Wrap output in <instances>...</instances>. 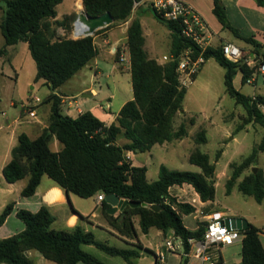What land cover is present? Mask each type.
<instances>
[{
	"label": "trees",
	"instance_id": "1",
	"mask_svg": "<svg viewBox=\"0 0 264 264\" xmlns=\"http://www.w3.org/2000/svg\"><path fill=\"white\" fill-rule=\"evenodd\" d=\"M144 0H83L88 16L99 17L109 12L114 23L95 33H101L129 20L135 3ZM264 7V0H254ZM63 0H8L1 31L5 39V48L18 43L28 44L31 57L36 63V81H44L51 94L45 103L51 105L49 127L35 140L26 134L18 137V145L12 150L11 161L4 167L3 175L8 183L27 179L22 195H34L43 176H48L67 194H75L88 199L103 194V214L108 225L120 236L135 239L137 231L135 220L144 234L156 228L163 233L173 231L186 242L200 238L203 229H187L183 216L195 211L189 204L178 203L170 196L173 186L190 185L202 202H214L216 198V166L210 156L199 149L189 157L191 164L201 169L200 173L172 171L162 165L159 178L154 182L147 179L146 167H134L126 159L129 152H147L155 145H163L182 140L188 135V128L182 123L174 128L177 114L183 109L187 88L179 81L178 57L187 50L195 59L202 50L182 35L178 22L168 21L151 5L154 16L171 33V55L176 60L160 64L150 58L145 49V38L139 21H133L127 33V48L130 54L131 77L134 97L120 110L116 123L106 126L91 112H84L73 118L62 111L61 99L54 92L69 81L76 73L88 65L97 55L94 36L71 39L76 15L56 20L57 7ZM214 15L223 28L231 31L235 37L253 47L252 51L264 62V50L254 38H244L234 28L227 16L222 0H213ZM65 35L59 34V29ZM206 60L214 59L226 70L225 87L227 94L237 104L243 105L247 117L237 131L250 123H258L264 128V114L260 106L264 105V96L250 98L237 91L234 79L240 71L243 83L255 75V69L245 63H232L222 52V47L208 48L204 53ZM119 58V57H118ZM193 122V121H192ZM54 137L61 144V150L51 149ZM123 137L127 143L120 145ZM198 144L207 143L206 131H201L196 139ZM264 153V136L247 158L240 164H231L232 178L227 183V193L232 192L242 173L257 165L259 153ZM239 191L253 197L258 203L264 200V174L261 169L251 172L238 185ZM116 195L122 200L139 202L140 206H127L112 214L111 205L106 196ZM166 200L169 203H166ZM146 204L147 206H143ZM162 209L154 211L151 206ZM14 210L9 204L0 215V227ZM17 217L25 223V230L11 238L0 240V263L33 264L26 257L29 250H38L44 257L56 264H106L82 249L83 245H94L108 255L121 257L132 264V257H139L138 250H125L111 247L96 239L91 232H85L80 226L73 230L57 231L52 228L55 217L47 207L37 213L21 209ZM260 229L248 224L242 230V264H264V247L260 239ZM188 259L186 260V264Z\"/></svg>",
	"mask_w": 264,
	"mask_h": 264
},
{
	"label": "crops",
	"instance_id": "2",
	"mask_svg": "<svg viewBox=\"0 0 264 264\" xmlns=\"http://www.w3.org/2000/svg\"><path fill=\"white\" fill-rule=\"evenodd\" d=\"M181 1L190 5L206 21L209 28L214 33V40H213L214 47L221 46L222 44L226 42H231L237 46H240V48L244 50L253 49L251 45L235 37L231 31L223 28L222 24L219 22L217 17L214 15L213 0H181ZM75 2L76 0H71L69 11L63 14L62 16L59 15L58 10H57L58 15L56 18V20H62L65 16H70L72 14L76 15V20L73 24L72 30L68 34V37L74 40L79 39L74 36L73 32H74V27H75L78 16L82 14L84 11L83 0H78V3H75ZM150 2L151 0H144L140 2L139 6L137 8H134L132 15L127 22L120 24L118 26H115L113 28H110L108 30L102 31L101 33H98L97 35H93L95 45L97 48L96 57L88 65H86L83 69H81L78 73H76L69 81H67L57 91L54 92L61 99L62 111L65 115L76 118L80 114L88 111V112H91L94 116H96L100 121H102L108 127L116 123L120 110L128 101L121 104L118 111L115 113L112 112V104H113V100L115 96L114 93L109 94L108 97H106L107 99L105 100V106H104V103H100V104L97 103L96 102L97 99H99L102 96V92H103V89H102L103 87L101 86V83L99 82V78L100 76H104L103 70L104 69L107 70V67L106 66L104 67L105 63H108V68L111 66L110 71L113 74H115L116 72L123 74L129 71L131 75L130 54L127 48V33H128L130 24L135 20L139 21L142 26L143 35L145 38V49L148 55L150 56V52L153 53V51L148 50V48L146 47L148 31L150 32V34H155L150 29L149 23H148L151 18L154 19L155 17L153 11L150 8ZM222 3L224 4L226 8V12H227V16H228V20L230 24L234 28L239 30V33L242 37L254 38L259 44H261L264 50V7L259 6L254 0H222ZM79 4L82 6V9L78 8ZM65 33L66 32L64 29L62 28L59 29L60 35L64 36ZM223 33L228 34V36L222 37ZM120 48L124 50L122 52L123 55L121 56L120 54L119 58H115L114 57L115 52ZM151 50H154V49H151ZM170 54L171 52L169 53V55ZM165 55L166 54L162 56H165ZM123 56L125 57V59L122 62L121 59ZM150 58L156 59L160 64H163V61L162 59H160V57L153 58L150 56ZM210 60H214V59H210ZM84 69H85V72H84ZM203 72H204V67L202 68L200 73L194 78V80ZM75 77L90 78L91 83L89 85L86 84L82 86L81 90L78 93H74V90H72L67 85H69L72 79H74ZM258 78L259 77L254 78V81L252 83L247 82L244 84L243 74L239 71L234 79V87L236 88L237 91L244 94L243 88L245 87V85L257 84ZM131 85H132V77H131ZM188 87L189 85L185 88H188ZM132 93H133V87H132ZM50 94L51 93H49L47 97ZM244 95L250 98H255L257 96H263L258 92H255L252 96H249L246 94ZM133 97H134V93H133ZM133 97L130 100H132ZM31 100L32 101H30V105L28 106H30L32 109L35 110L37 114V117L35 119H29L28 117H24L25 115H23L21 119L16 117L12 121L7 120L5 123L0 125V131L3 129L13 128L10 134V138H9L10 147L7 149L3 163L0 167V215L2 214V212L5 210V208L9 204H14V210L8 216L4 224L0 227V240L11 238L15 235L22 233L25 230L26 228L25 223L22 222L17 217V212L19 210L24 209L32 213H37L42 207H47L49 211L52 213V215L55 217V222L52 225V228L54 230H57V231L73 230L77 228L78 226H80L85 232L93 233L98 241L103 242L111 247H115L118 249H125V250H138L140 253V256L132 257L131 258L132 264H145L147 261H149V264H155L156 255L162 249V246H163V243L166 237H168L169 235L173 233L172 230L165 234L161 230L157 229L158 237L160 238V235H162L164 238L163 243L162 244L156 243L154 248L150 246H146L141 242L138 236V232L139 230H141L139 226V219L135 220V227L137 231V237L135 239H128V238L120 236L114 229H112L108 225L104 217V214H103V203H102L103 201L102 202L97 201L98 195L88 198L89 200L93 201V207L89 208V207H86L83 204V202H81L77 198H74L73 195L75 194H72V193L67 194L63 189L57 186L53 182L52 179H50L46 175L43 176L42 181L39 187L37 188L36 192L34 193V195L29 196V197H25L22 195V191L27 185V181H28L27 179H23L16 183H8L5 180L4 175H3V169L11 161L12 150L18 145V137L21 134H26L30 139L35 140L43 133L44 130H46L49 127L51 105L45 103L44 100H41L40 98H37V97L31 98ZM11 105L16 106L14 103H11ZM237 105H240V104H237ZM107 106H109V109H107ZM99 109H102V110L105 109V111H109L111 118L108 119V121H105L102 118V116L98 115V113L96 112V110H99ZM260 110L264 114V105L260 106ZM106 113L107 112H104L103 115H107ZM245 113L246 114L244 116L242 115L241 118L247 117L246 109H245ZM233 116L234 115L232 116L230 115L227 117L230 119L232 118L234 120L235 117ZM249 125L250 124L246 125V127L241 131H244V130L248 131L250 129L249 127H251ZM21 126H22L21 128L22 132L18 133L17 127H21ZM241 131L238 132L237 129L233 131V129L230 126L227 129H225L224 134L227 138L230 136V139L233 140L234 142L240 143V140H238V137L235 136L234 134L240 133ZM207 142H208V138H207ZM118 143L120 145H124L127 143V141L124 140L123 137H121ZM167 144L168 143H164L161 146L166 148ZM170 144H172V142ZM155 146H158V145H155ZM226 147L229 148L228 145ZM51 149L55 152H59L61 150V144L58 142V140L55 137L51 143ZM151 150L147 152H129L130 159L128 160V162H130L132 166L134 167H146L147 175H148L149 170L147 166V159L146 158L142 159V158L144 157V155L150 154ZM221 151H222L221 157H223L227 151L225 149L224 150L222 149ZM221 157L215 162L211 161L216 166V171H215L216 191H217V188L221 185H224L227 188V183L232 178L231 164H234V163L240 164L245 158H247L245 157L244 159H242L241 162H234L230 159V160H227L224 165L219 166L220 164L219 160H221ZM257 166L258 165L253 166L250 169L242 173V175L237 179V182L235 186L233 187L232 192L235 188H237L239 191V188H238L239 183L242 182L244 178L253 171L254 168H257ZM263 174H264V171H263ZM169 194L171 197L175 198L178 203L189 204L195 208V211L189 215H194V218L197 221V226L194 229H190L189 227L185 225L187 229L189 230L197 231L198 228L206 222L207 217L212 212L219 211V210H215L212 208H208L207 206H209L213 202H206V203L202 202L199 195L196 193L194 188L190 185L184 184L181 186H173L169 189ZM248 197H251V196H248ZM191 198H196L198 200L199 205L196 206L190 203L189 200ZM258 205H259V211H261L262 214H264V200L262 201V203H258ZM109 212L112 214H115L117 212H120V210H114L113 206L111 205V209L109 210ZM198 213L201 215V217L198 216ZM224 213H226L230 217L233 216V215L231 216L230 213L229 214L227 212H224ZM239 218L246 220L248 224H252L258 229H260L261 231L260 239L264 247V241H263L264 221L259 223L256 217H250L249 215L241 214V213L239 214ZM152 229H156V228H152ZM152 229H150L149 233L146 235H150V232ZM98 231L105 233V235L102 237H98L97 235ZM110 238H113L114 240H117L123 244H126V246L111 245ZM239 243L242 244V242H239ZM242 248L243 246H241L240 248L241 252L238 251L236 254L235 253L232 254V257H236L237 259L236 264H242ZM82 249L85 252L94 255L95 257H97L98 259H100L102 262L106 264H129L123 258L108 255L105 252L98 249L94 245H83ZM93 249H97L100 252H95L96 250H93ZM149 255L151 256V258L148 257ZM222 256H223L222 264H227L229 262L228 260L230 259H226V256L224 253H222ZM26 257L33 264H56L55 262H52L46 259L41 252L35 249L27 251ZM172 257L179 259V263L177 264H182L184 257H181L179 255L178 256L172 255ZM119 258L122 260H119ZM0 264H3V263H0ZM78 264H86V263L79 262ZM187 264H190L189 261Z\"/></svg>",
	"mask_w": 264,
	"mask_h": 264
},
{
	"label": "rangeland",
	"instance_id": "3",
	"mask_svg": "<svg viewBox=\"0 0 264 264\" xmlns=\"http://www.w3.org/2000/svg\"><path fill=\"white\" fill-rule=\"evenodd\" d=\"M7 1L0 0V125L7 120L12 121L16 117L21 119L24 115V107L30 105L31 98L37 97L45 101L47 95L51 93L50 88L44 81L35 80L37 74L36 63L31 57L26 43H18L7 47V51L2 53V50L5 48V39L1 31V24L7 10ZM75 3H78V0ZM70 4L71 0H64L57 7L60 16L69 11ZM79 9H82V6ZM148 23L150 29L155 34H150L148 31L146 47L148 50L153 51V53L150 52L151 57H160L162 59V55H169L171 52V33L156 17L154 19L151 18ZM226 36L228 34H222V37ZM123 51L122 48L118 49L114 57L118 58L120 54L122 56ZM124 59L125 57L123 56L122 62ZM105 66L107 70L103 68L104 76H100L99 78L103 92L96 102L99 104L104 103L105 106L106 97L114 93L112 112L115 113L121 104L133 97L131 75L129 71L123 74L118 72L113 74L110 71L111 66L108 68V63H105ZM225 72V69L215 60H209L204 65V72L192 84H189L183 109L177 114L174 121L175 129H178L182 123H185L188 128V135L182 140L174 141L172 144L168 143L166 148L161 145L155 146L150 154L144 155L142 159H147L149 170L147 178L149 182L158 180L162 165L172 171L200 173L201 169L189 161L191 153L196 149L208 154L212 162L218 160L222 154L221 150L225 149L227 151L226 154L219 160V166H221L230 159L234 162H241L242 159L251 155L253 148L260 143L264 135V128L258 123H250L249 126L251 127H249L248 131L244 130L234 134L238 137L240 143L234 142L230 139V136L227 138L224 134L225 129L230 126L235 131L243 122L244 118H241L242 115L246 114L244 107L237 105L236 101L227 94ZM258 77L257 84L245 85L243 88L244 94L252 96L255 92H258L264 96V77ZM90 83V78L75 77L67 86L74 90V93H78L82 86L89 85ZM11 103H14L16 106L11 105ZM96 112L105 121L111 118L110 112L105 111V109H99ZM104 112H107V115H103ZM230 115H234V120L227 117ZM21 128L22 126L17 127L18 133L22 132ZM12 130L13 128L0 131V167L5 153L10 147L9 138ZM203 130L206 131L208 142L198 144L196 142L197 136ZM227 145L229 148L226 147ZM257 165V168L264 171V153L262 152L259 153ZM73 196L83 202L86 207H93L92 200ZM189 201L196 206L199 205L196 198H191ZM207 207L230 213L231 216L233 215V218H239V214L241 213L250 217H256L259 223L264 221V214L259 211L258 202L253 197L245 196L237 188L231 194H228L226 186H219L216 191L215 201ZM198 216L201 217L199 213ZM183 221L190 229H194L197 226L194 215H184ZM97 235L98 237H102L105 233L98 231ZM138 236L144 245L153 248L156 243L162 244L164 241L162 235H160V238L158 237L157 229H152L150 235H146L139 230ZM110 243L111 245L126 246V244L113 238H110ZM241 246L242 244L238 243L224 249L223 253L226 259H230L227 264L237 263L236 257H232V254H236L238 251L241 252ZM93 250L100 252L97 249ZM148 257L151 258L150 255ZM119 260L122 259L119 258ZM177 263H179V259L172 257V255L168 256V264ZM189 263L196 264L193 261ZM145 264H149V261Z\"/></svg>",
	"mask_w": 264,
	"mask_h": 264
},
{
	"label": "built area",
	"instance_id": "4",
	"mask_svg": "<svg viewBox=\"0 0 264 264\" xmlns=\"http://www.w3.org/2000/svg\"><path fill=\"white\" fill-rule=\"evenodd\" d=\"M150 5L166 20L178 22L182 29V35L193 41L202 50L200 56L195 59L191 56L190 50H187L177 59L180 85L187 87L206 64L207 60L203 53L208 48L214 47V33L203 17L181 0H151ZM138 6L139 3H135L134 8ZM78 24L79 22L75 24L74 36L76 38L85 37L84 27L79 29ZM221 47L223 55L228 61L236 64L245 63L249 68L255 69V75L253 79L248 81L249 83H252L254 78L258 76L264 77V62L252 50H244L231 42H226ZM174 60L176 58L171 54L162 58L163 64ZM24 115L29 119L37 117L35 110L30 106L24 107ZM126 159H130V153L126 154ZM104 199L103 194L97 196L98 202H102ZM166 203L169 201L166 200ZM231 218L222 211L212 212L207 217L206 222L198 228V230L203 229L202 236L188 239V251L186 242L173 232L166 237L162 249L156 255L155 264H168V256L170 255L186 257V260L196 264H222L223 250L242 242L244 239L242 230L235 228Z\"/></svg>",
	"mask_w": 264,
	"mask_h": 264
},
{
	"label": "water",
	"instance_id": "5",
	"mask_svg": "<svg viewBox=\"0 0 264 264\" xmlns=\"http://www.w3.org/2000/svg\"><path fill=\"white\" fill-rule=\"evenodd\" d=\"M77 23L80 22L81 24L84 25V34L86 36H93L95 35L96 32H98L101 29H104L114 23V19L112 15L107 12L99 17H90L87 15L85 9L82 14H80L77 18ZM258 168H254L253 172H257ZM106 201L113 206L114 210H120L122 211L125 207L132 206V207H138L140 206L139 202H130L126 200H122L116 195H109L106 196ZM143 206H147L146 204H143ZM151 209L154 211H159L162 208L158 205H153L151 206ZM232 221L234 222L235 228L238 230H243L247 227L248 223L246 220L242 218H231ZM186 262V257L183 258L182 264H185Z\"/></svg>",
	"mask_w": 264,
	"mask_h": 264
},
{
	"label": "bare ground",
	"instance_id": "6",
	"mask_svg": "<svg viewBox=\"0 0 264 264\" xmlns=\"http://www.w3.org/2000/svg\"><path fill=\"white\" fill-rule=\"evenodd\" d=\"M79 8H81V5L79 4ZM82 27H84V25L83 24H81L80 22H79V24H78V28L79 29H82ZM85 28V27H84ZM85 30V29H84Z\"/></svg>",
	"mask_w": 264,
	"mask_h": 264
}]
</instances>
